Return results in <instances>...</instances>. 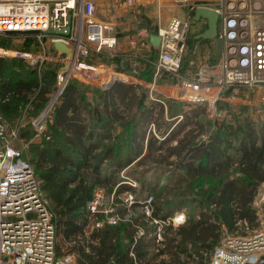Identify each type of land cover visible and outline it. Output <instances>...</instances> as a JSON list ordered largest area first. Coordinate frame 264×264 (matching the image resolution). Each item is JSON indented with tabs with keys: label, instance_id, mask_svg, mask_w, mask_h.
Listing matches in <instances>:
<instances>
[{
	"label": "trees",
	"instance_id": "trees-1",
	"mask_svg": "<svg viewBox=\"0 0 264 264\" xmlns=\"http://www.w3.org/2000/svg\"><path fill=\"white\" fill-rule=\"evenodd\" d=\"M200 31L188 34L189 45L207 41L195 38ZM11 37L17 35L0 32V46L8 47ZM25 44L30 48L29 41ZM150 75V69L140 73L145 79ZM54 82L55 67L44 66L39 76L21 58L0 56V116L18 124V138L30 140L36 132L31 118L48 101ZM88 90V85L69 82L40 139L28 143L29 161L55 212L56 235L75 239L66 251H74L81 264H188L195 256L200 262L221 237L222 224L229 232L238 220L257 225L253 200L264 182V114H248L244 104L218 102L232 119L210 129L205 102L160 94L149 98L144 87L123 81L94 88L98 102ZM124 167L139 168L138 187L118 177ZM94 184L117 196L139 193L130 205L121 199V215L143 206L151 195L150 214L130 213L128 219L76 237L88 222L86 205ZM179 206L196 208L197 214L186 217L151 252L150 238L138 236L139 226L148 231L152 218H165ZM56 248L60 253L59 243ZM163 253L169 256L160 257Z\"/></svg>",
	"mask_w": 264,
	"mask_h": 264
},
{
	"label": "built area",
	"instance_id": "built-area-1",
	"mask_svg": "<svg viewBox=\"0 0 264 264\" xmlns=\"http://www.w3.org/2000/svg\"><path fill=\"white\" fill-rule=\"evenodd\" d=\"M174 1L188 8L187 17L169 16L166 23L153 32L159 35L156 46L146 30L130 34L127 40L130 51L126 53L119 47V32L114 21L97 16L96 0H0L1 33L37 30L19 34L31 35L33 40L30 48L13 50L16 57L20 56L26 67L36 68L39 76L46 63L55 65V82L48 101L31 118L36 132L30 140L42 136L59 97L73 80L100 89L109 88L115 81L150 84L151 89L165 84V92L158 89V94L150 92L149 96L157 98L160 91L165 97L205 102L209 113L215 116L227 113L218 102L248 104L256 97L264 107V0ZM199 5L212 7L219 15L215 38L221 46L220 55L210 61L209 51H204L201 54L204 60L199 61L196 70L181 73L188 50L187 36L194 22L190 11ZM60 29L63 33L47 32ZM57 41L63 43L66 50L57 48ZM198 47L195 44L193 50L197 51ZM5 51L0 47V53ZM150 51L154 53V60L149 56ZM125 60L128 61L126 67ZM146 69L151 70L150 79L140 77L141 71ZM170 75L179 78L169 82ZM159 79L166 82L159 84ZM184 94V98H180ZM263 107L256 112L264 114ZM151 126L159 136L153 122ZM17 134L18 124L10 126L0 116V264H81L74 251L56 253L55 212L49 206L33 165L23 157L30 140L18 138ZM126 192L128 198L123 201L130 205L133 196ZM113 195L104 185H93L86 205L88 222L76 237L88 236L92 229L105 223L128 219L129 212L121 215L116 210ZM151 198L148 195L142 206L146 214L151 211ZM256 214L258 226L247 233L229 232L222 224L221 237L208 253L205 252L208 254L206 264H264V210L259 205ZM185 219L183 211L165 218H152V228L145 231L139 226L138 236L149 237L150 250L156 252L164 243L161 228L178 226ZM237 222L248 224L244 219ZM74 240L72 237L68 242ZM85 250H90L88 245Z\"/></svg>",
	"mask_w": 264,
	"mask_h": 264
},
{
	"label": "rangeland",
	"instance_id": "rangeland-1",
	"mask_svg": "<svg viewBox=\"0 0 264 264\" xmlns=\"http://www.w3.org/2000/svg\"><path fill=\"white\" fill-rule=\"evenodd\" d=\"M97 1V16L100 18H106V19H111L114 21L116 29L119 32V40L120 41H125L127 43L128 40V36L138 30H146L147 32L151 33L154 32V30H156L159 26H162L165 24L166 20L169 18V16L171 15H179L181 17H187L188 14V8L185 6H179V4H177L174 0H145L144 3L142 4H134V3H129V1L125 0H96ZM193 26H190L191 31L197 30V28L200 27V24H195L192 23ZM202 30L206 27V23L201 25ZM17 37H11L7 40L8 42V47L5 46H0L2 47L4 50H6L5 52H1L0 56H9V57H16V55L13 53V50H17V49H22L25 48L24 46H27V44H25L27 41H29L28 46L31 47L32 44V40L30 39V36L28 35H19L16 34ZM28 39V40H27ZM194 44V42H193ZM199 48V47H198ZM200 49V48H199ZM203 50V51H202ZM130 49H128V51L126 53H129ZM201 51L204 53V51H209V55H208V59L210 61H214L217 60L219 55H220V51H221V46L220 44L213 42L210 46L206 47L203 46V48H201ZM196 52V51H195ZM195 54V53H194ZM202 54V53H201ZM192 53L188 54L187 56H185V62L183 67L181 68V73L184 72H190V71H194L196 70L199 66H200V60H201V56L195 57V55H193ZM149 56L154 60V53L152 51L149 52ZM20 57V56H18ZM103 59H106L103 57ZM190 60H193L194 62L191 63ZM204 59L202 58L201 61H203ZM24 61V60H23ZM25 63V62H24ZM55 67L53 62H48L45 64V67ZM144 77V76H143ZM150 77H152L150 75ZM168 78L169 82H175L177 78L176 75L172 76L170 75ZM159 84L165 83L166 81H162L161 79H159L157 81ZM168 82V83H169ZM150 84H142L140 86L144 87L146 92L148 93V96L150 95V92L152 93V95H155L156 93L158 94V89L165 92V84L162 86L160 85H154L153 89H151V87L149 86ZM90 86V90H88L90 93L88 96H90V98H92L94 95V88L97 89L96 87H92ZM100 89V88H99ZM151 89V91H150ZM101 90V89H100ZM159 94L160 91H159ZM185 94L182 95L180 98H184ZM149 98H151L149 96ZM98 98H95V100ZM236 104H244V103H236ZM232 105V109L233 111L236 109L235 105ZM246 106H248L249 108L247 109L248 114H258L256 112V109L263 107V104H261L256 97L252 99L251 103L248 104H244ZM264 108V107H263ZM207 111V118L210 119V129H213L215 125H218L221 120H223L224 118L227 119V121H230L232 119L231 115H228V113L224 114L223 116H215V115H211L210 113H208ZM239 110L237 109L236 111H234L235 113H239ZM251 112V113H250ZM256 112V113H255ZM9 125H12L9 121H7ZM14 124V122H13ZM203 137H206L207 134H202ZM39 137H36L34 140H39ZM23 157L27 158V159H31L33 157V152L30 149V146L28 145L26 148H24L23 150ZM139 169V168H137ZM136 168H132V167H124L119 171L118 177L121 180H130L132 182H135L136 184L134 186H139L138 185V181L136 180L135 177V171L137 170ZM127 182V181H125ZM128 184V182H127ZM130 184V183H129ZM264 182L261 183V185L258 188V191L254 197L253 200V205L255 206V208L257 209V206H261L264 210ZM132 193L133 196V200L136 199V195H138L139 193L135 194V191H128ZM110 194H112V192H110ZM128 193L126 191L121 192L120 195H113V199L112 201H114V205L117 211L122 212V210H124V204L121 201V199L123 200V198H128ZM49 201V200H48ZM49 206H51L49 204ZM139 211H143L144 212V207L140 206L134 209H130L128 212L131 214H134L136 212ZM176 211H183L186 215V217H188L189 215H196L197 211L196 208H192L190 209L188 206H179L177 207ZM173 212V213H174ZM172 213V214H173ZM258 223V222H257ZM237 232L238 233H247L252 231V228L249 224H245L244 222H237ZM168 226H172L171 229L168 228ZM258 224L255 226L257 227ZM176 226L173 225H164L161 230L163 231V234L166 238V236L171 235V233H173V230L175 229ZM69 240L67 239H62L60 235H56V244L59 243L60 244V253L66 251L68 249V245L70 244L68 242ZM55 244V246H56ZM56 253H57V248H56ZM57 253V254H60ZM167 256V254H166ZM169 256V255H168ZM183 256V255H182ZM208 261V254H204L203 259L200 261L202 264H206ZM199 262V257L195 256V258L193 260H190L188 264H201Z\"/></svg>",
	"mask_w": 264,
	"mask_h": 264
},
{
	"label": "water",
	"instance_id": "water-1",
	"mask_svg": "<svg viewBox=\"0 0 264 264\" xmlns=\"http://www.w3.org/2000/svg\"><path fill=\"white\" fill-rule=\"evenodd\" d=\"M218 13L216 10H214V8L212 7H209V6H205V5H199V6H196L194 7L193 9V14H192V18L194 21H198L200 20L201 18H204L206 19V27L198 32L196 35H195V38L196 39H207V40H210V39H213L215 36H216V33H217V21H218ZM69 29V26H67V30ZM27 32H37V30H24V31H21V30H6L5 33L7 34H22V33H27ZM47 32H50V33H63V30L60 29V30H48ZM149 39L151 41V43L153 45H157L158 42H159V35L156 34V33H150L149 34ZM55 46L57 48H60V49H65L66 50V47L63 45V43L57 41L55 42ZM127 63L128 61L125 60L123 62V65L124 67L127 66Z\"/></svg>",
	"mask_w": 264,
	"mask_h": 264
},
{
	"label": "crops",
	"instance_id": "crops-1",
	"mask_svg": "<svg viewBox=\"0 0 264 264\" xmlns=\"http://www.w3.org/2000/svg\"><path fill=\"white\" fill-rule=\"evenodd\" d=\"M193 19V18H192ZM167 21V20H166ZM194 21V20H193ZM166 23V22H165ZM193 23H195V24H200V27L199 28H197V30H194V31H191V29H190V31H189V33L190 32H197V31H200L203 27H201V25H203V24H205L206 23V19H204V18H201L200 20H198V21H194ZM191 26H193L192 24H191ZM202 31V30H201ZM151 33H153V32H151ZM196 35V34H195ZM213 42H216V43H218L219 44V42H218V40L214 37L213 39H210V40H207V41H199V40H197V41H195L194 42V44H192V45H189V43H188V50H187V53H186V55L185 56H187L188 54H190V53H192L193 55H195V57H200L201 56V53H203L202 51H201V48H203V46H205V48L206 47H208V46H210ZM195 44H198L199 45V48L197 49V51L195 52L194 50H193V47H194V45ZM155 46V45H154ZM119 47H120V49L121 50H123V51H128V49H130V47L128 46V44L125 42V41H119ZM155 49V48H154ZM195 53V54H194ZM192 55V56H193ZM184 62H185V59H184ZM141 77V76H140ZM92 88V87H91ZM97 89H99V88H97ZM102 90V89H101ZM89 91H87V95H89ZM89 98H90V96H88ZM95 98H98V96H97V94H95V96H94ZM96 102H98L99 101V98L98 99H96L95 100ZM148 249L150 250V246L148 247ZM151 251V250H150ZM151 252H154V251H151ZM181 256L183 255L182 253L180 254ZM194 255V254H193ZM160 257H165V258H167L168 257V255L166 256V254L165 253H163V254H161V255H159ZM195 256V255H194ZM196 258H197V256H196ZM190 260H193V259H190Z\"/></svg>",
	"mask_w": 264,
	"mask_h": 264
}]
</instances>
